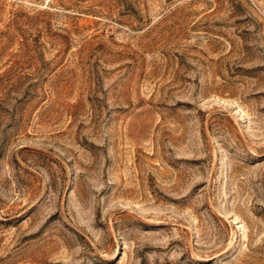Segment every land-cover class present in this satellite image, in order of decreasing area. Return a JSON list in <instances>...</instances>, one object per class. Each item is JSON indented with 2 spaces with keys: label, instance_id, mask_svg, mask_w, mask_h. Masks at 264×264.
I'll use <instances>...</instances> for the list:
<instances>
[{
  "label": "rangeland",
  "instance_id": "374dc122",
  "mask_svg": "<svg viewBox=\"0 0 264 264\" xmlns=\"http://www.w3.org/2000/svg\"><path fill=\"white\" fill-rule=\"evenodd\" d=\"M0 264H264V0H0Z\"/></svg>",
  "mask_w": 264,
  "mask_h": 264
}]
</instances>
